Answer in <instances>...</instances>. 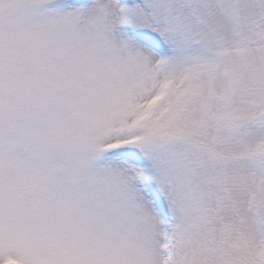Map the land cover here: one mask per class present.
Returning <instances> with one entry per match:
<instances>
[{"label": "snow or ice", "instance_id": "1", "mask_svg": "<svg viewBox=\"0 0 264 264\" xmlns=\"http://www.w3.org/2000/svg\"><path fill=\"white\" fill-rule=\"evenodd\" d=\"M0 264H264V0H0Z\"/></svg>", "mask_w": 264, "mask_h": 264}]
</instances>
